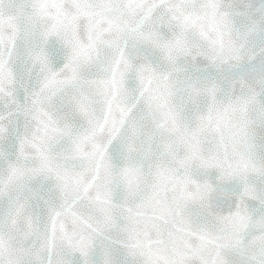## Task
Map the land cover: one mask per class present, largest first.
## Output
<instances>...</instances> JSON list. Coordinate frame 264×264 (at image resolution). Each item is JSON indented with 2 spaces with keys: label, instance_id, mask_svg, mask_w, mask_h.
Masks as SVG:
<instances>
[{
  "label": "snow or ice",
  "instance_id": "6c2138e0",
  "mask_svg": "<svg viewBox=\"0 0 264 264\" xmlns=\"http://www.w3.org/2000/svg\"><path fill=\"white\" fill-rule=\"evenodd\" d=\"M0 264H264V0H0Z\"/></svg>",
  "mask_w": 264,
  "mask_h": 264
}]
</instances>
